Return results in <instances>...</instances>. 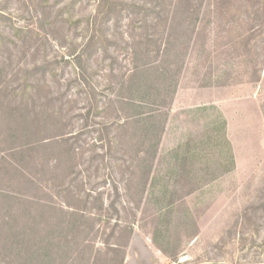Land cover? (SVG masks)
Returning a JSON list of instances; mask_svg holds the SVG:
<instances>
[{
	"label": "rangeland",
	"instance_id": "374dc122",
	"mask_svg": "<svg viewBox=\"0 0 264 264\" xmlns=\"http://www.w3.org/2000/svg\"><path fill=\"white\" fill-rule=\"evenodd\" d=\"M140 71L166 106L160 120L170 122L153 160V186L151 179L137 204L138 134L124 119L129 77ZM166 86L167 93H156ZM236 98L264 116V0H0V150L33 148L27 169L41 182L33 192L21 189L2 162L0 195L23 190L28 203L31 194L46 205L32 210L40 223L63 216L71 225L78 209L67 203L81 202L61 182L76 180L75 189L83 179L85 193L92 189L87 224L100 231L81 237V253L66 233L74 253L60 252L55 264H108L117 255L104 242L125 246L123 264H264L262 152L252 166L251 150L238 149L240 166L215 180L197 181L176 166L188 131L205 142L199 160L221 159L220 140L205 138L223 135L210 125L214 111L195 110L219 99L230 116ZM13 128L24 137L12 139ZM65 137L76 148L72 169L59 159ZM101 192L99 216L94 198ZM164 194L174 201L169 223L157 214L155 199ZM8 200L0 198V264L16 263L7 245L11 226L34 224L27 209ZM129 226L130 236L120 234Z\"/></svg>",
	"mask_w": 264,
	"mask_h": 264
},
{
	"label": "trees",
	"instance_id": "16d2710c",
	"mask_svg": "<svg viewBox=\"0 0 264 264\" xmlns=\"http://www.w3.org/2000/svg\"><path fill=\"white\" fill-rule=\"evenodd\" d=\"M177 84L178 81L175 84V88L177 87ZM166 88L167 86L165 88H161L158 92L156 91V93L161 94V92L164 91L165 93H167L168 91ZM153 90L154 87L152 85L151 77L146 71H140L138 73H133L130 75L128 86L130 97L128 98L129 101L127 104L130 109V115L126 116L124 121H131V123H129V126H132L131 130H133L135 134H138L135 136V141H137L138 144L135 143L136 146H133L134 155L132 157L136 160V164H132L133 167H136V171L133 170L132 175H135L138 171V179L136 184L141 192V196L139 197L137 204L142 201V198L146 192V188L151 179V186H153L154 177H151L153 172V160L156 159L158 155L159 143L161 140L160 137L165 130L166 124V119H164L163 122L160 120V117H162V115L160 114L161 109H164L166 106L155 99L156 96H154V94L152 93ZM88 112H90V110ZM17 129H12L11 138L14 140L15 138L18 139L19 137H24V135L22 134L23 132L21 131L22 133H20ZM67 138L68 137L62 138V141L65 142L64 144H66V155L64 158L60 157L59 159L61 161L67 160L72 169L73 161L76 158V148H74L72 145H68V141L70 139ZM18 146L19 147H17L16 144H13L8 152L3 155L1 153L2 151L0 150V165L3 162L4 165H8V167H10V179L13 183L19 184V187L21 189L29 188L30 192H33L37 189H40L41 184V182L38 181L36 177H34L33 173H31L27 169L28 165L32 166V163L35 159L32 152L33 148L20 145ZM176 157H182V160H186L188 158V155L186 153L183 155L178 154L176 155ZM178 168L186 172L192 170L191 167H188L184 164H181ZM207 169L210 170V167H207ZM216 177L217 176H215L214 178ZM131 178H129L128 180L130 181ZM75 182L76 180H71L70 183H68V181H62L61 185L59 186L60 189L67 191L68 195L72 194V198L81 202L79 204L80 207L75 203H67V206L69 208H73L76 210L78 209L76 212L73 210L75 213H73L72 215H76V218H73L70 221L71 225L66 224L64 220L65 217L63 216L53 218L51 224L44 223L43 225V222L40 223L39 217H37L32 212V210H34L33 208L35 207H46V205H42L39 202L40 198L31 194L30 198H32V201H29L28 203L27 198H25L26 192H24L23 190L21 191L17 189L16 192H9L8 196L0 195V198H8V201H10L11 204H16V207L27 209L29 217L32 219L31 222L34 223L24 225L22 227L11 226L9 230L10 233L8 236L10 238L7 245L11 251V256L13 257L12 259L16 262L15 264H55L56 260H58L57 255L60 252H62L63 255L68 254L69 252H71L72 254L74 253V249H72L73 247H70L67 241L65 242L62 239H67L68 234L66 235V233L72 232L74 243L79 249L77 253H81V250L83 248L80 246H83L84 243L82 244V242H85V239L81 240V237L83 236V238H88V236H90L91 238L92 234L94 236V234H97L100 231V228L97 227V223L91 222V225L87 224V221L89 220L87 214L90 212V210H94L93 207H91V205L93 204L92 189H89L88 192L85 193L86 187L83 179L79 180L78 184L75 185V189H73L74 186L72 187V185ZM113 188L114 192H116V194L118 195L120 190L119 185H117V183L113 184ZM60 194L61 192L59 191V198ZM22 198L24 200H22ZM94 199L99 203V205L95 209L100 212V216V214H102V211L104 210L103 192L95 196ZM155 202L158 208H160L159 212L157 213L158 217L164 219L169 223V220L171 218L170 215H172V212H174L173 199H169L164 194L162 197L155 199ZM28 206H30V209H28ZM56 206L57 205L50 203L47 207H50V209H52L56 208ZM108 207H111L116 211V213H118V210L115 208L114 203L111 202ZM59 208L60 211H63L65 207L59 205ZM88 210L89 212L86 214ZM117 227H119V225H117ZM117 227L114 228L110 236L116 237ZM121 230L122 231L120 232V234L124 232L130 236L134 231V228L131 226L122 227ZM104 244H107L109 246L110 253L117 255V257L109 258L108 264H123V249L125 246L122 243L110 244L109 242H104ZM97 252L99 254L102 253L101 250H97ZM168 254L170 253L168 252ZM80 264L85 263L80 262ZM86 264H90V262H87Z\"/></svg>",
	"mask_w": 264,
	"mask_h": 264
},
{
	"label": "crops",
	"instance_id": "0c3cea01",
	"mask_svg": "<svg viewBox=\"0 0 264 264\" xmlns=\"http://www.w3.org/2000/svg\"><path fill=\"white\" fill-rule=\"evenodd\" d=\"M212 101L213 102L208 104L204 103L203 105L196 106L198 108L195 111L198 113L200 111H214L215 116L210 125H216L214 130H216L215 128L217 126H221V128L218 129V132L223 135L218 139L212 136L205 138L206 140L210 139L212 141L220 140L223 146L218 148L219 152L217 157H220L221 159L218 162H215L216 157L208 158L207 160H199L197 158L200 155L199 152L202 150L200 145L205 142L197 139V134L194 131H188L182 140V146L185 145L183 154L186 153L188 158L182 160V157H175L178 161V165L176 166L179 167L181 164H184L191 167L192 170L189 172L185 171V173L189 176H195L194 178H197V181L211 180L212 178V180H215L221 177L223 173H231L235 168H238L240 166L238 149L243 148L251 150L250 155L253 159L252 166L259 163L256 162L259 158V156L256 155L259 154L258 152H262V158H264V116L262 112H259L254 106L249 108L248 103L245 105V108L242 107L243 104L238 102V98H236L231 100V112L230 116H228L227 110L224 108V105H222V101L219 99H214ZM169 119L170 116H168L166 121L163 136L169 125ZM207 167H210V170H208ZM176 171L177 170H175V172ZM215 176L217 177L214 178Z\"/></svg>",
	"mask_w": 264,
	"mask_h": 264
}]
</instances>
